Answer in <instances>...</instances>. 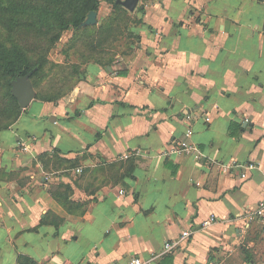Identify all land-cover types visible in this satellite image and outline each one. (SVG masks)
I'll use <instances>...</instances> for the list:
<instances>
[{"label": "crops", "instance_id": "obj_1", "mask_svg": "<svg viewBox=\"0 0 264 264\" xmlns=\"http://www.w3.org/2000/svg\"><path fill=\"white\" fill-rule=\"evenodd\" d=\"M139 1L135 53L0 130V264H125L186 229L154 264H246L264 243L247 213L264 196V0ZM189 127L199 150L164 155Z\"/></svg>", "mask_w": 264, "mask_h": 264}, {"label": "rangeland", "instance_id": "obj_2", "mask_svg": "<svg viewBox=\"0 0 264 264\" xmlns=\"http://www.w3.org/2000/svg\"><path fill=\"white\" fill-rule=\"evenodd\" d=\"M79 1L74 5L80 7ZM99 2L96 22L84 23L87 15L78 26L70 24L62 28L54 24L47 32L17 29V16L12 12H5L12 17L10 25L0 16V39L6 45L21 47L30 60V70L21 80L31 83L37 101L69 108L75 105L85 83L89 82L93 65L105 68L135 53L140 38L135 30L141 22L137 11L140 1L134 10L128 9L123 0ZM6 3L7 0H0L1 15ZM9 79H13L12 75L0 66V129L12 127L25 112L12 93L13 83L8 86ZM22 120L29 122L28 114ZM87 204L88 201L83 206ZM248 252L246 264H264V243Z\"/></svg>", "mask_w": 264, "mask_h": 264}, {"label": "trees", "instance_id": "obj_3", "mask_svg": "<svg viewBox=\"0 0 264 264\" xmlns=\"http://www.w3.org/2000/svg\"><path fill=\"white\" fill-rule=\"evenodd\" d=\"M76 1L7 0L2 10L3 14L0 16L7 25H10L12 17L8 14L12 12L17 16L15 25L18 27L17 29L30 32H47L48 28L54 24H59L62 28H66L70 24L78 26L89 14V11H97L100 2L99 0H81L77 3L80 7H77L74 5ZM83 7H86L84 11ZM0 66L12 75L13 79L7 80L8 86H10L14 82L13 80L21 79L30 70V60L21 47L6 45L0 39ZM2 129H7V127L0 130Z\"/></svg>", "mask_w": 264, "mask_h": 264}, {"label": "built area", "instance_id": "obj_4", "mask_svg": "<svg viewBox=\"0 0 264 264\" xmlns=\"http://www.w3.org/2000/svg\"><path fill=\"white\" fill-rule=\"evenodd\" d=\"M193 129L191 127L187 128L184 137L181 139H174L171 140V142L167 145V147L164 150V155L166 156H172V155H183V154H191L195 153L198 151V147L196 143L193 141ZM128 154H125L122 156V158L128 157ZM239 166H242L240 163H235V164H230L226 165L227 168H237ZM254 164H249L248 167H253ZM78 173L82 172L83 169L81 167H78L76 169ZM123 192V191H121ZM249 217L252 220H261L264 221V196L263 198L259 201L258 205L254 207L253 209H249L247 211ZM216 221V216L212 215L208 219L203 221L204 225H209L212 222ZM191 235V230L186 229L182 232L181 236L171 239L169 241H166L164 248L157 252L154 253L148 257H142L140 255H133L125 264H154L155 260L157 258L163 257L168 253H171L175 251L182 241L189 237Z\"/></svg>", "mask_w": 264, "mask_h": 264}, {"label": "water", "instance_id": "obj_5", "mask_svg": "<svg viewBox=\"0 0 264 264\" xmlns=\"http://www.w3.org/2000/svg\"><path fill=\"white\" fill-rule=\"evenodd\" d=\"M139 0H123V3L126 7L130 10L136 8ZM97 11L91 10L88 14L87 19L84 23L91 24L96 22ZM13 90L12 93L17 97L19 100L20 105L23 108H26L30 102L35 98V91L33 86L28 80H16L13 82Z\"/></svg>", "mask_w": 264, "mask_h": 264}]
</instances>
